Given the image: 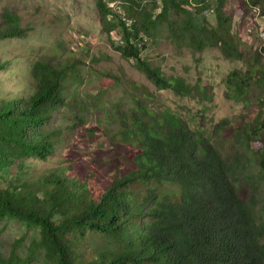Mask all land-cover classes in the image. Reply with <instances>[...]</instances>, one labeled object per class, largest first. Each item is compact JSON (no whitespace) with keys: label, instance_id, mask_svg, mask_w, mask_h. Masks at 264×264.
<instances>
[{"label":"trees","instance_id":"1","mask_svg":"<svg viewBox=\"0 0 264 264\" xmlns=\"http://www.w3.org/2000/svg\"><path fill=\"white\" fill-rule=\"evenodd\" d=\"M212 1L215 23L197 28L186 16L211 8ZM223 4L160 0L146 12L134 1L124 7L127 26L103 0L95 1L102 29L112 32L108 16L120 29L117 52L134 61L157 91L178 97L208 94L200 80L191 84L168 77L140 57L141 35L166 23L176 50L200 53L214 47L228 61L242 60L244 68L224 79L227 100L246 107L252 96L263 102L222 126L214 143L201 151L184 123L151 108L145 87L125 81L133 93L127 108L115 105L119 130L106 158L74 151L62 155L59 167L0 188V221L17 220L28 233H37L23 255L17 252L23 237L10 246L8 256L0 247V264H33L39 256L42 264H264L260 201L257 196L244 201L234 184L242 178L256 191L264 183V43L244 54ZM246 5L264 24V0ZM169 14L176 19L168 22ZM26 34L19 18L5 11L0 41ZM78 64L55 48L33 63L23 98L0 97V170L19 159L53 155L60 134L46 125L64 106L67 88L81 83Z\"/></svg>","mask_w":264,"mask_h":264},{"label":"rangeland","instance_id":"2","mask_svg":"<svg viewBox=\"0 0 264 264\" xmlns=\"http://www.w3.org/2000/svg\"><path fill=\"white\" fill-rule=\"evenodd\" d=\"M96 0H0V24L5 11L14 13L20 27L27 31L24 37L0 41V97L21 99L29 92L30 70L40 57L58 48L64 56L79 61L81 83L72 84L66 90L64 106L57 110L47 128L60 134L61 143L52 156L41 160L37 157L19 159L4 170H0V188L18 184L34 175L62 165L61 157L74 151L90 155L107 154L116 147L119 123L113 110L117 103L127 108L133 93L124 84L132 81L147 89L151 94L149 105L161 115L184 123L194 134L200 149L214 143L215 133L232 124L236 119L247 116L263 102L252 96L251 105L227 100L224 96V79L233 70L243 69L242 60L224 59L218 48H206L192 53L187 48L176 50L172 44L166 23L152 28L149 36L141 35L140 57L169 76H179L188 83L200 80L208 89L207 96L178 97L169 90L157 91L145 76L135 68V62L124 59L116 47L121 45L119 27L113 21L111 34L101 26ZM107 6L125 20L130 21L124 7L136 2L153 10L160 0H103ZM224 10L232 18V33L241 36V50L251 55L264 43V24L248 0H223ZM195 10L190 17L197 28L215 23L216 7ZM208 5V6H209ZM160 8L157 9V12ZM168 22L176 19L169 14ZM179 18V16H178ZM177 18V19H178ZM184 18V17H183ZM259 100V101H258ZM224 131V130H223ZM202 151V149H201ZM239 196L244 201L257 196L264 224V183L255 191L242 178L234 181ZM264 227V225H263ZM35 231L27 232L24 223L17 220L0 221V247L4 256L10 246L22 237L24 240L18 254L23 255ZM33 264H42L37 257Z\"/></svg>","mask_w":264,"mask_h":264}]
</instances>
